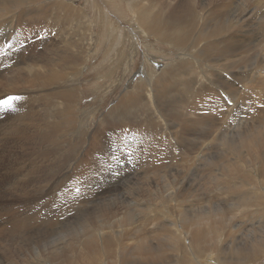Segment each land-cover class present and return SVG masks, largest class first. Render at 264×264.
<instances>
[{
    "label": "bare ground",
    "instance_id": "1",
    "mask_svg": "<svg viewBox=\"0 0 264 264\" xmlns=\"http://www.w3.org/2000/svg\"><path fill=\"white\" fill-rule=\"evenodd\" d=\"M75 3L65 0H0V37L2 35V29L5 30V26L8 25L12 19H14L17 24L16 39H13V42L3 45L4 43H1L0 40V101L6 100L10 97H18V99L12 100L11 107H4L3 105H0V264H25L28 257L27 255H24V248L21 244H19L21 246H13V243L17 241H13L14 238L18 236L23 237V234L29 231V228L26 227V223L30 224L31 219L38 218L39 220V218H47L50 223H53L52 225L58 224L62 220L63 214L70 208L65 207L62 202L71 198L72 200L68 202L69 204H73V189L79 188L80 185L85 182L84 174L86 170L81 169L78 171L75 177H72L73 180H71V177L66 178L65 180H71V184H69V187H64L62 184L63 181L60 183L61 176L58 173L60 162L61 164L62 162L63 164L69 162V164L67 163V168L70 169L69 166L72 165L71 163L73 162V157L75 158V163L81 154L84 153L85 156V153L88 152H90L91 156L98 161L105 162V164L103 163V166L102 164L98 166L99 170L97 171V175L99 178H95L92 181L93 183L101 180L98 181L101 185H97L95 182V186H93L92 183L86 180V185L88 186L85 190L87 192L86 197L92 196L89 201H86L85 199L83 200V202L88 206L92 205L94 199L96 198H100L101 200V197L103 196L107 198L113 197L114 193L117 194L118 189H123L124 192L121 194H123L122 196L124 198H128L130 194H132V191L138 194V191H136L138 189V185L136 186V179H129V181L125 184H120V188H118L117 185H113L116 186L115 192H109L107 187L116 181L113 180L114 182H105L104 179L111 176L107 173L111 170L106 169V172L104 173L105 170L103 171L102 168L107 166L115 169L116 163L112 164L98 153H95L93 145H88L86 152H80L82 148H85L83 146H86V144H84V138L81 143L79 142L80 146H78L80 150L78 149V153L76 152L78 147L74 150L70 146L68 149L64 148L67 141L68 145H71L73 141V132L74 134L79 133L81 136L85 133L86 127L84 129V117L86 116H82L78 113L81 116V120L76 118V111L78 110L75 108L76 104L80 102V95L82 93L78 77L81 75V71L85 69V59L88 58L90 54L95 53L96 50L94 46L91 48L92 44L90 41L93 39L91 26L80 19L82 9L80 6L75 5ZM259 3H264V0H240L237 3L236 0H131L129 2V10L134 14V23L136 22V25L141 28L143 32L154 36L158 41L161 40L167 42L174 46L175 49L178 48L183 51H188L192 48H196L199 44H203L204 46L202 48L200 47L198 53L196 52L195 55L192 56H195L198 59L199 54V56L204 60L207 59V61L209 60L212 64L214 63L213 65L230 68L232 67L231 65L243 62V57L250 56L251 54L249 55V53L251 49L254 48V44L249 43V38L247 39V37L242 34L248 31L246 30V27H256L257 21L262 27L264 26V11H261L262 8L264 9V5L259 7ZM254 5L258 8V10L256 8H252ZM247 7L252 9H250V11L246 10L245 12L244 9ZM100 10L97 9V11H99L98 17L100 18V21H102V28L107 31V20L105 19L104 13ZM259 10L261 11L260 13L263 14H259ZM75 19L76 22L73 26V21H75ZM55 28H62L65 31L64 33L67 38L66 40L64 39L66 45L64 43L63 48L60 44L53 42L54 39L53 41L45 39L48 37V34H51L52 30L58 31ZM256 29L253 30L255 35L257 34ZM261 29L262 28H260V30ZM73 30L75 32L74 34ZM238 31L242 33L238 34ZM96 35L99 37L98 34ZM30 36H32V38L36 37V41L31 42L30 40H32V38H30ZM76 36L79 37V40L76 39L77 42L74 40V37ZM110 37L112 40H114L113 37L115 38V29L113 28H110ZM83 38L88 42H85ZM95 39L97 40L96 36ZM59 42L61 41L59 40ZM93 45H95V43H93ZM74 48L76 49L72 50ZM134 49L135 46L132 45L129 52ZM187 54H189V52ZM118 55L119 58H115L116 62L118 61L119 64L124 63L122 54L119 53ZM182 58V60L172 63L167 68H162L160 73L149 79L151 82L147 83V80H142V82L135 87L134 92H129L124 95L121 99V104L119 105L118 103L117 106L114 105L110 109V113L108 112L109 114H106L107 116L103 118L101 123H105L107 121L106 125L97 128L88 124L91 133L87 134H89V137H92L93 140L91 144L94 142L96 133L100 130H106L108 128L111 129L113 126L122 125L120 120L122 114L126 117L129 116L127 113H132L134 111L132 115L133 117L137 115L136 113L139 111V107L144 108L146 105L149 109V101H146L145 98L147 95L145 94L146 92L150 93L151 103L157 101L160 109L165 110L166 113L168 111L170 116L174 114L177 120L179 119L182 121L178 132L186 133V129L182 125V123H186L184 121L191 122L189 123L190 125L188 123L187 124L190 129L189 132H191L192 135L196 132V130L198 131V129H200V125L196 126L193 123L195 121L188 116L192 112L193 114H197L198 116H196L198 118L200 116L203 122H206L208 119H213L212 115L209 114V111L206 109L213 108L214 111L220 114L221 112L223 113L227 111L225 107L228 103H220V100L217 98L219 97L220 92L217 89H211L210 86H206L205 84H199L198 88L196 87L199 75L203 74L202 77H206L208 81L205 71L202 70L198 73L197 67L193 64V61L189 57L185 56ZM247 58L245 59L246 61ZM238 72L240 71H233L236 75H239ZM151 75L153 76V74ZM247 76L249 77L250 73L246 74V71H244L240 78L243 79ZM255 76H253L255 78L252 79L251 77L248 81H251L253 84L252 88H257V90H259L258 92L263 102L256 100V98L253 100V103L250 100L249 103H251V109L246 111L247 115H249V119L248 117L245 118V113L243 115L241 114L242 116H240L238 123H233L235 127H232L230 131L231 133L233 132V136L235 137L234 139L236 140L228 137L234 141L232 143V149L237 151L239 154L235 156L233 155L234 157H231L233 159L222 158L224 160H228L227 163H225L222 159L218 160L220 158L219 156L217 160L218 163L222 165H217L215 164V161H212L211 159L208 161L209 158L207 159V152L205 151H208L209 147L206 150L207 147L203 149L204 147L198 148L200 146H195L197 149L195 147L194 148L198 151V154H194L196 155L194 157H198L201 151H204L203 156L206 157L204 159H207L204 163L206 165V169L201 170L200 172V175L204 176V181L200 183H190L191 185H189L188 181L185 182L184 176H182L183 180H177L178 182L176 181V177L168 176L173 182V185H171L175 189V192H172L177 194V196L182 197L175 205L176 210H182V213L177 212V214L180 213V217L174 220L175 224L171 223L174 228H170L169 225L171 224L167 226L166 224H161V227L158 226L159 228L154 227L152 231L144 232L143 229L146 226L152 225L155 219L158 221L160 217V209H156L152 207V205L141 209L139 204H135V207L134 203H122L111 199L113 204L117 206V209H109L110 215L108 219L103 216V213V215L100 213L102 210L97 203L96 208L92 205L91 209H86L88 211L84 212L86 213L85 215H90L91 212L97 209L95 212H99V214L102 215L100 219H96V222L91 220L92 222L88 223L82 229L83 231H80L79 235L74 238V241L73 236L71 240L69 235L70 233H64V231L58 232L59 236L55 239V241H48L50 244H43L42 242L44 241L41 240L42 242L41 244H38V249L37 247L35 248V250H39L38 253H34V250H32L34 253L31 255L33 258V264L34 262L36 264L41 263L42 258L49 260L52 264H100L99 261L101 262L102 258H108L107 254H109L110 257H115L116 251L114 250L116 247L121 245V256L124 264H136V262L125 259L124 256L128 255L136 257L137 259L135 260H139L137 261V264H149L148 262H151V264H170L174 259L176 260L173 253L177 254L180 251L183 253V258L181 257L180 259L184 260L185 258L187 261L185 252H188L189 249H191L195 255L196 253H201V255H204L205 257L211 256L210 259H212V262L216 264H244V262L242 263L244 257H246L245 263L257 259L258 256L264 252V133L262 130L257 129L258 126L260 128H264V106L260 105L256 108L254 103L261 102V104L264 105V64ZM72 79L75 81L74 85L71 84ZM219 81L223 87L235 94V88L231 85L232 83L229 84L224 80ZM203 86L204 88L200 89ZM4 91H11L15 95L11 96V94H4ZM228 98L229 97L227 96V99ZM228 105L231 106L230 104ZM14 108L16 109L13 112L5 111L6 109L13 110ZM180 108H184V110L187 109V111L189 109V114L183 113ZM203 109L205 111H203ZM88 119L91 120V116ZM147 120L151 121V119L148 118ZM245 120H252L255 124L252 123L251 126L247 127ZM77 123H80V129H78L79 126L78 128L76 127ZM147 124H144L145 126L139 125L140 127H136L134 125L133 128V125L129 123V126L126 127H128L127 129H133L135 135H143L145 132L147 134V138L153 141L156 138L151 132V128H149L150 126H146ZM256 125L257 128L255 129ZM210 126L211 125L209 124V127ZM202 127L201 129H206ZM79 134H77V137ZM195 135L196 134H194V136ZM60 136H62L61 138L63 140L65 139V141H62L65 145L62 144L61 141H58L59 139L61 140V138H58ZM225 136L222 135V137H224L223 142H225ZM180 138L183 139L184 137ZM187 140H192L191 136L187 137ZM87 142L89 143V141ZM180 142L184 144L185 140ZM165 143L166 142H164V144ZM189 143L190 142H188V144ZM190 145L191 144H189V146ZM226 145L228 146V144ZM73 146H75V144ZM122 146V153H124L125 149H127L125 142H122ZM230 146H228V148H230ZM187 148L189 147L187 146ZM228 148H226V150H228ZM108 149H111L114 152L115 156L113 161L115 159L117 160V170H122L119 163L122 153L120 148L118 149V143L116 149H113L111 146H108ZM195 149L191 150L194 151ZM163 152L168 158L167 149ZM73 153H75L74 156ZM224 154L226 155V153ZM30 156L31 158L29 159ZM45 159L48 160L47 162L49 163L51 170V172L48 173L50 174L49 176H43V173H47L42 168V164ZM157 159L160 160V166L163 167L166 165L164 166L165 169L170 166L165 164L162 158L158 157ZM245 159H248L246 160V163H241V161L243 162ZM90 162L91 161H89V159L81 160L76 163V166L80 169L83 165ZM199 162L202 163V161ZM19 165H23V167H18ZM178 165L180 164L178 163ZM248 165H254L255 172L246 171ZM217 166L221 167L219 171L215 170V167ZM95 167L96 166L92 169L94 173L96 172ZM173 167L178 166L175 165ZM60 168L62 167L60 166ZM3 169L4 172H2ZM145 172L146 171H144V173ZM48 177H50V179ZM155 177L146 175L144 179L146 180L145 183H151L148 184L151 186L159 185V180ZM237 177L243 178L244 181ZM193 178L195 177L193 176ZM166 181L168 180H164L165 186H167ZM102 184L109 185L104 186ZM216 186L218 189L215 188ZM245 187L252 190V192H249L250 194L247 195L245 193V195L238 194L241 190L243 193V190L246 189ZM69 188H71L72 191H68ZM169 189L172 190L171 188ZM248 191L249 190H247L246 193H248ZM54 192H59L57 197L52 196ZM222 195L231 197L229 202H233V197H238V200H234L235 204H228L225 202L227 199H222ZM119 196H117V199ZM122 196L120 197L122 198ZM142 197L144 196L142 195ZM196 197H199L200 200H202V202L200 201L201 204L204 205H202L204 208L200 205L202 210L197 216L193 214L197 211V209L194 210L192 215H190V212L192 211H190L191 204L189 205V201L191 200H187V198ZM41 198L44 199V203L38 204L37 202V207L28 208L26 206L29 210L25 211V215L27 217L24 221L13 217L9 219H6V216L5 218L3 217V212L7 211V207L9 205L12 206L15 201L23 202V199L35 201ZM149 199L148 201H150ZM220 199L225 200L224 203H222L223 201ZM57 200H59L61 205H51L52 207L46 208L45 204H50ZM108 202H110V200L107 201V203ZM55 203L56 202L53 204ZM217 203H220L221 206L217 205ZM75 204L77 205V203ZM149 204L151 203L149 202ZM205 204L211 205L205 206ZM164 205H168V202ZM234 205L235 207H233ZM108 207L106 205V208ZM106 208H102L103 211ZM42 209L46 212L44 216H41L42 214H40ZM121 209H124L125 212L122 219L125 221L124 225L127 226V228H124L122 231L116 230L119 231V234H117L122 238L117 237L118 240L115 242V238L111 235L113 231H109L107 229L118 227L115 226V218L114 220H112V218L115 213ZM235 210L236 212L238 210L237 214L235 213ZM254 213L256 214L252 216ZM152 214L154 215L152 216ZM238 214H240L241 217ZM26 220L29 222H26ZM77 220H79V218ZM81 220L83 221V219ZM248 220L253 221V224L250 227H247L246 225ZM7 225H11V228L8 229ZM54 229V232L58 231L56 228ZM99 229L102 231L98 232L97 230ZM242 229H244V231H242V234H239ZM95 231H97L98 234H96ZM182 233L183 235L186 234L190 237L189 249L182 238ZM252 234L255 236L252 245L251 243L246 242L247 247L237 246L238 243H236V239L239 236L243 235L245 239L248 240L252 238ZM96 235H100L101 239L99 240ZM130 236H134L135 238H129ZM130 240H132V242ZM154 240L155 243H157L155 244L156 246L153 247L151 242ZM22 243L26 244L25 242ZM31 246H29V249ZM73 248L77 249V255L73 253V250H75ZM152 248L154 249L152 250ZM100 249H103L102 251H104L106 255H103ZM248 249L251 250L253 254H246L245 252H249ZM45 251H47V253H45ZM32 258L29 257V259ZM17 259L21 262H18ZM194 264L204 263L197 261Z\"/></svg>",
    "mask_w": 264,
    "mask_h": 264
},
{
    "label": "rangeland",
    "instance_id": "2",
    "mask_svg": "<svg viewBox=\"0 0 264 264\" xmlns=\"http://www.w3.org/2000/svg\"><path fill=\"white\" fill-rule=\"evenodd\" d=\"M65 1H71V2H74V3L76 2L75 5L81 7L82 14L80 16V19L85 21L89 26H91L92 36H93L92 41H90V43L92 44L91 48H93V46H94L96 48V50H95V53L90 54L88 56V58L85 59V62H86L85 63V65H86L85 69H83V71H81V75L78 77V80H80L79 81L80 82V86H81L80 90H81L82 93L80 95V98H81L79 100L80 102H78L76 104V108H75L78 111H76V110L75 111L77 112L76 118L78 120H81V116L79 114H81L82 116H86V117H84V121H85L84 129L86 127L85 133H84L85 135L82 134V136H81L79 133H77V134H79V136L77 137V134H74V132H73V141H72L71 145H68V141H67V143L65 145V143L62 142V141H65V139L63 140L61 138L62 136L58 137V138H61V140L59 139L58 141H61L62 144L65 145L64 146L65 149H68L69 146L71 148H73V150L78 147L76 149V152L78 153L79 150H80L79 149V146H80L79 144L81 143L82 140L85 139L84 140V144H86V146L84 145L83 147H85V148H82V150H80V152L81 151H83V152L85 151L86 152L87 149H88V145H93V150L95 151V153H98L100 156H102L103 158H105L106 160H108L112 164L116 163V168L115 169L107 167V166H104L102 168L103 171L105 170L104 173L106 172V169H110L111 170V171L107 172L111 176L109 178L104 179L105 182L106 181L114 182L113 180H115L117 182V183L114 182L111 185L102 184L104 186L109 185L107 188H108L109 192H111V193L115 192V190H116V186H113V185H117L118 188H120L121 185L125 184L126 182H128L129 179H136V182H137L136 186L138 185V189L136 191H138V194L136 192L132 191V194H130V196L128 198H124L122 196L123 194H121V193L124 192L123 189H118L117 194L114 193V195H113V197L115 196L114 197L115 199L113 197L107 198L105 196L101 197L102 201L100 200V198L99 199L98 198L94 199L95 202L93 201L94 204L92 203L93 207L95 206L94 208H96V203H97L98 206L102 210L100 213L101 214L103 213L104 215L103 214L102 215L105 218H107V219L109 218V215H110L109 214V209L110 208H116L117 209V206H115L113 204L112 200H111V199H113L115 201L117 200V202H122V203H129V202L130 203H134L135 207H136L135 204H139L141 209H143L144 207H148V206L152 205V207H154L156 209L158 208V209L161 210V211L159 210V216L160 217H159L158 221L155 219V221L153 222L154 224L152 223V225L146 226L143 229L144 232H150V231H152V229H154V227L155 228H159V227H161V224L162 225L166 224V226L171 224V223L175 224L174 220L179 218L180 217L179 214L182 213V210H179V211H177L178 209L176 210V206L175 205L178 203V200H180L182 197H179V196H177V194L174 193L175 189L172 186L173 182L171 181V179L168 176L176 177V181L177 180L178 181L183 180L182 176H184L185 177V182L188 181L189 185H191L192 183H200V182L204 181L203 180L204 176L200 175V172H201V170H205L206 169V167H205L206 165L204 164L205 160H207L209 158L208 161H210V159H211L212 161H215V164L222 165V164L218 163V160H221L222 158L233 159L231 157H234L235 155H237L239 153H237V151H234L232 149V143L234 141L231 140V139H234L235 137L233 136V132L232 133L230 132L231 128L235 127L234 124L238 123V121L240 119V116H242L244 113H245L244 114L245 118L248 117V119H249V115H247L246 111L251 109V103H249L250 100L253 103V100L256 98V100H260L261 102H263V100L261 99V96H260V94L258 92L259 90H257V88H255V89L252 88L253 84L251 83V81H248V79H251V77H252V79L255 78L256 77L255 75L259 72V70L263 67V64H264V55H263L264 54V26L262 27L258 23V21L256 22V27H253L254 29L257 28L256 29V31H257L256 35H255L254 31H253L254 29L251 28V27H246V30H248V31L244 32V33L238 31V34L242 33L243 35H245L247 37V39L249 38L248 41H249V43H253L254 44V48L251 49V51L249 53V55L251 54L250 56L243 57L244 58V59H242L243 62H241L240 64L236 63L235 65H231L232 67H230V68L227 67L229 69L228 70L226 67H220V66L218 67V65L217 66L213 65L214 63L212 64L209 60L207 61V59L204 60L203 58H201L199 56V54H198V57H199L198 59L195 56H192V55H195L196 52L198 53V51L200 50V47L202 48L204 46L203 44H199L196 48H192V49H190L188 51H186V50L183 51V50L178 49V48L175 49L174 46L170 45L167 42H164V41H161V40L158 41L157 38H155L154 36L146 34L145 32H143L142 29L139 28L136 25L137 23L136 22L134 23V21H135L134 16H133L134 14L131 13L130 10H129V2L131 0H112V1L111 0H65ZM239 1L240 0H236V3L239 2ZM262 5H264V3H259L258 6L260 7ZM118 8L121 9V10H119ZM247 8L244 9L245 12H246V10L250 11V9H252V8H256L258 10V8L255 7V5H254V7L250 8V9L249 8L247 9ZM97 9H99V10L101 9L100 11H102L104 13V15H105V19L107 20V31H105L102 28V26H101L102 21H100V18L98 17L99 11H97ZM261 11L263 12L264 9L262 8ZM261 11L260 10L258 11L259 14H263V13H260ZM75 22H76V19H75V21H73V26L75 25ZM8 25L5 26V30L2 29V35L0 37V40H1V43L2 42L4 43L3 45H6L9 42H13V39H16L17 24H16L15 20L12 19L11 22ZM98 25H99V27H98ZM60 26H61V23H60ZM110 28L115 29V38L113 37L114 40H112L111 37H110ZM247 28H249V29H247ZM260 28H262V29L260 30ZM55 29L58 30V31H54V30L51 31L50 30L51 34H48L47 35L48 37H46L45 39L46 40L48 39L49 41H53V39H54L53 42H56L57 44H60L62 46V48H63L64 47V43L66 45V42H64V39L66 40V38H67L65 33H64L65 31L62 28H60V29L55 28ZM74 33L75 32L73 30V34ZM251 33H253V34H251ZM96 34H98L99 37H97ZM95 36H96L97 40L95 39ZM246 37H244V38H246ZM254 37H256V38H254ZM30 38H32V36H30ZM36 39L37 38L34 37L30 41L33 42V41H36ZM76 39L79 40V37H77V36L74 37V40H76ZM59 40L61 42H59ZM77 40H76V42H77ZM84 41L88 42L86 39H84ZM93 43H95V45H93ZM255 44H256V46H255ZM132 45L135 46V49L132 50L131 52H129L131 50V48H132ZM249 46H250V44H249ZM261 47H262V49H261ZM75 49L76 48H74L72 50H75ZM184 52L186 53V55H185ZM188 52H189V54H187ZM119 53L122 54V59H124V63H122V64H119L118 61L116 62V59L119 58V55H118ZM185 56L189 57L193 61V64L197 67L198 73L203 70V71H205V74L207 75L208 81H207L206 77H202L203 74L198 76L199 79H197L196 87L198 88L199 84H205L206 86H210L211 89H217L220 92L219 97H217L220 100V103L224 102V104L228 103V104L231 105V106H229L227 104V106L225 107V109L227 111H225L223 113L221 112V114L216 112V111H214L213 108L206 109V110L209 111V114H211L212 117H213V119H208V120H206V122L205 121L203 122L202 118L200 116L198 118L197 117L198 115L197 114H193V112L190 115H188L195 122H197V123L193 122L196 126H198V125L201 126L202 125L203 126V127L201 126L202 128H206L208 130L201 129V127L199 126V128L201 130L200 129H198V131L196 130V132L194 133L196 135L194 136V134L192 135L191 132H189L190 129L188 127V124L191 123V122L190 121H184L186 123H184V124L182 123V125L186 129L185 132L187 134H189V135H187L186 133H183V132H178L180 130V126H181L180 124H181L182 121H180L179 119L177 120L174 114H173L174 116L173 115L170 116L168 111H167V113H168L167 114L165 112V110L160 109V107L158 106L157 101H154V102L151 103L150 93L146 92L145 94H147V95L145 96V98H146V101L147 100L149 101V109L147 108L146 105L144 106V108H140L139 107V111L136 113L137 115H135L133 117H132V115H133L134 111L132 113H127L126 112L129 115V116H126V117H124L123 114H122L121 119H120L121 122H122L121 123L122 125H118V126H115V127L113 126L114 128L112 127L111 129L108 128L106 130H100L99 132L96 133L95 139L96 138L97 139L96 140L94 139L93 144H91V142L93 141L92 137L90 138L89 134H87V133H91L90 128H89L90 124L93 125L92 127H97V128H99V127H101L103 125H106L107 121L105 123H101L103 118L105 116H107L106 114L110 113L109 111L114 105L117 106L118 103H119V105L121 104V99H122V97L124 95H126L129 92L130 93L134 92L135 91V87L138 86L142 82V80H147V83L151 82V80H149V79L154 77L158 73H160L162 68L163 69L167 68L172 63H174V62H176L178 60L179 61L182 60L183 59L182 57H185ZM246 58H247V61L245 60ZM232 70L236 71V72L240 71V72H238L239 75L234 74ZM244 71H246V74L250 73V76L249 77L248 76L244 77L242 79L240 77L243 75ZM253 73H254V75H253ZM151 74H153V76ZM253 76H255V77H253ZM245 78H247V79H245ZM219 80H224V81H226L229 84L232 83L231 85L234 86V88L236 90H238V91H236L234 89L236 95L234 93H232L230 90H228L225 87H223ZM73 81L74 80L72 79L71 80V84L74 85L75 81L74 82ZM203 88H204V86L202 88H200V89H203ZM229 91H230V93H229ZM3 93L4 94H9V95L11 94V96L15 95L11 91H4ZM257 93H258V95H257ZM232 94H234L235 96L232 95ZM245 94H246L247 98L245 97ZM189 96H191V95H189ZM227 96L229 97L228 99H227ZM242 96H244V97H242ZM191 100H192V98H191ZM261 102H255L254 103V105H256V108H258L260 105L264 106V105L261 104ZM243 105H245V106H243ZM15 109L16 108H14L13 110L6 109L5 111L6 112L7 111L13 112ZM180 109H182V108H180ZM181 111H183V113L189 114V112H188L189 109L187 111V109L184 110V108H183ZM203 111H205V110L203 109ZM141 112H142V114H141ZM78 115H79V117H78ZM90 116H91V120L88 119ZM147 118L151 119V121H148ZM171 119L172 120L174 119V120L172 121ZM143 120H145V121H143ZM208 121H209V123H208ZM245 121L247 123V127L251 126L252 123L255 124L254 121H252V120H245ZM248 121H250V122H248ZM80 123H77L76 127L78 128V126H79L78 129H80ZM129 123L133 125V128H134V125L136 127H138L139 125L140 126H145L144 124L148 123L146 126L147 127L150 126L149 128H151L150 130H151V132L153 133V135H154V137L156 139L154 138L155 140H153V141L149 140L147 138V134L145 132H144L143 135L142 134L141 135H135V132L133 131V129L132 130L131 129H127L128 127H126V126H129ZM207 123H208V126H207ZM214 123L217 124V125H215ZM173 124H175V125H173ZM209 124L211 125L210 127H209ZM160 127H161V129H160ZM256 128H257V125L255 126V129ZM211 129H212V131H211ZM257 129L262 130L263 133H264V128H260L258 126ZM197 132H199V133H197ZM209 132H211V133H209ZM229 132L231 133L232 137L230 136ZM200 133H201V135H200ZM205 134H206V137H205ZM217 134H218V136H217ZM222 135L223 136L226 135L225 136L226 137L225 142H223L224 141V139H223L224 137H222ZM142 136H143V138H142ZM190 136H191L192 140L188 141L187 137H190ZM214 136H215V138H214ZM180 137H184V138L181 139ZM228 137H230L231 139L228 138ZM76 138H77V140H76ZM193 138H195V139H193ZM196 139H197L198 142L196 141ZM237 139H238V136H237ZM130 140H131L132 143L130 142ZM134 140H135V142H134ZM183 140H185L184 144H182L180 142V141H183ZM234 140H236V139H234ZM87 141H89V143ZM202 141L205 142V143H203ZM229 141H230L231 144L229 143ZM122 142H125V145L127 147V149H125L124 153H122L123 152ZM164 142H166V143L164 144ZM188 142H190L189 143V144H191L190 146H189ZM117 143H118V149L120 148L121 153H122V155L120 157V160H119V163H120L121 169H122L120 171L117 170V160L115 159L113 161L114 156H115L114 152L111 149H108V146H111L113 149H116L117 148ZM196 143H199V144H196ZM224 143L228 144V146L231 145L230 148H228V146L226 144H224ZM74 144H75V146H73ZM224 145H226V146H224ZM129 146H130V148H129ZM187 146L189 148H187ZM195 146H200L198 148H203L204 147L203 149H205V147H207L206 150L209 147L208 151H205V152H207L206 153L207 159H204L206 157L203 156L204 151H201V150H200L201 151L200 155L198 157H196V158L194 157V156H196L198 154V151L196 150L197 148ZM226 148H228V150H226ZM130 149H132V150H130ZM165 149H167L168 158L164 155L163 151ZM191 149H195V150L193 151ZM229 150H231V151H229ZM226 151H228V152H226ZM59 153H60V151H59ZM213 153H214V155H213ZM224 153H226V155ZM233 153H235V154H233ZM74 154L75 153H73V156H74ZM194 154H196V155H194ZM224 155H225V157H224ZM190 156H192V157H190ZM219 156H220V158L218 159ZM158 157L162 158L164 163L167 164V165H170V166L167 167L166 169L164 168V166H166V165H164L163 167L160 166V160L157 159ZM30 158H31V156L29 157V159ZM200 158H203L204 160L200 159ZM248 158L250 159L249 156H248ZM74 159L75 158L73 157V162L71 163L72 165L69 166L70 169L67 168L69 162H66L64 164H63V162H62V164H61V162L59 163L58 173L61 176L60 183L63 181L62 184L64 185V187H66V186L69 187V184H71V180H73V178L75 177L76 173L78 171H80L81 169L82 170H86L85 174H84L85 175V177H84L85 178V182L83 184H81L79 188L73 189V204H69V202H68V201L72 200L71 198H68V199H66V200H64L62 202L65 205V207H67V208L70 207L66 211L67 213L65 212L63 214L62 220L58 224L52 225L53 223H50V221L47 218L46 219L39 218V220H38V218H35L37 221L35 219H31V223L30 224L26 223V227L29 228V231L24 233V234L22 233L23 237H19L18 236L16 238H14V240H13V241L17 240L18 242L20 241L19 243L17 241L15 243H13V246H16V245H19V244H21L23 246L24 255H27V257H28V258L26 257L27 258V262H29V263L26 262L27 264H33V258H32L31 255H33L34 253H38V251H39V250L37 251L38 244H41V242H42L41 240H43L45 242V243L42 242L43 244H50V243H48V241H51V240L55 241V239H57L58 236H59L58 232L59 231H61V232L64 231V233L65 232L68 233V234L70 233L69 235L71 237V240H72V236H73V241H74V238L79 235L80 231L88 223H91L92 221L96 222L102 216L101 214H99V212H95L97 209H95V211L92 210L93 212H91L90 215H85L86 213H84V212H87L89 210V208L91 209L92 205L88 206L86 203L83 202V200L85 199L86 201H89L92 198V196L91 197H86L87 192L85 190L88 187L86 185V180L89 181L90 183H92V181L95 178H99L98 175H97L98 174L97 171L99 170L98 166L101 165V164L103 166L105 164V162L98 161L93 156H91L90 152L85 153V156H84V153L81 154V156L75 161V163H74ZM85 159H89V161H91V162L88 163V164L83 165L80 169H78L77 166H76V163L81 161V160H85ZM226 159L225 160L222 159V160H224L225 163H227L228 160H226ZM246 160H248V159H245L243 162L241 161V163H246ZM47 161L48 160L45 159L43 164H42L43 170L45 172H47L46 174L43 173V176L44 175H46V176L48 175L49 176L50 174H48V173L51 172L50 167H49V163ZM199 161H202V163L199 162ZM190 162H191V164H190ZM178 163L180 165H178ZM181 164H183V165H181ZM175 165H177L178 167H173ZM60 166L62 168H60ZM94 166H96L95 167V169H96L95 173L92 170ZM18 167H23V165H19ZM215 168H216L215 170L219 171L221 167L217 166ZM144 171H146V172L144 173ZM246 171L255 172L254 165H248ZM2 172H4V169L2 170ZM149 172H152V173H149ZM202 172H204V171H202ZM144 175L145 176L146 175H151L153 177L156 176L155 178H158L159 185H156V186L152 185L151 186V185H148V184H151V183H148V182H146L147 183L146 184L145 183L146 180H144L145 179ZM192 175L195 178H193ZM178 176H180V177H178ZM69 177H71V180H65L66 178H69ZM42 178H44V177H42ZM48 178L50 179V177H48ZM48 178H47V180H48ZM199 178H201L202 180L199 179ZM237 178H239L242 181H244L243 178H241V177H237ZM165 179L168 180V181H166L167 182V184H166L167 186H165V183H164ZM98 181H101V180H98ZM98 181H95L96 184L97 185H101ZM95 182L92 183L93 186H95L94 185ZM168 187L171 188L172 190H170ZM71 188H69L68 191H72ZM215 188L218 189L217 186ZM247 190H249L248 193H246ZM172 191H174V192H172ZM82 192H84V193H82ZM125 192H127V191H125ZM156 192H157L158 195L156 194ZM249 192L251 193L252 190L246 188V189L243 190V193H242V190H241V191L238 192V194H244L245 193L247 195V194H250ZM58 193L54 192V194L52 196L57 197ZM141 194L144 197H142ZM119 195L122 196V198ZM132 195L133 196L135 195V196L133 197ZM117 196H119L118 199H117ZM153 197H155V198H153ZM221 197H222V199H227L226 201L220 199V200L223 201L222 203H224V201H225L228 204H235L234 200L235 201L238 200V197H233V202H229L231 197H226L225 195H222ZM130 198H132V199H130ZM145 199H147V200H145ZM148 199L150 201H148ZM37 200H39V201H37ZM37 200L34 201V200H25V199H23V202L15 201V203L12 204L13 207L11 205H9L7 207V211L3 212V217L5 218V216H6V219H9V218L13 217V218L21 219V221H24L25 218L27 217L25 215V211L29 210L28 208L37 207V202H38V204L39 203H41V204L44 203V199L43 198L37 199ZM99 200H100V202H99ZM109 200H110V202L107 203V201H109ZM127 200H128V202H127ZM140 200H141V202H143V201L144 202L141 203ZM159 200H161V201H159ZM187 200H191L192 201V202L189 201V205L191 204L190 211H192V212H190V215H192V213L196 209H197V211H195L196 213L194 212L193 214L195 216L199 215L201 213V210H202L201 209V206L203 205V204H201L202 200H200L199 197L187 198ZM54 202H56V203L53 204ZM54 202H52L50 204L49 203L45 204L46 208H50L52 206L61 205L59 203V200L54 201ZM74 202L77 203V205ZM149 202L151 204H149ZM167 202H168V205H164ZM197 202L200 203V204H198ZM109 203H112V204H109ZM161 203H163V204H161ZM169 203H170V205H169ZM193 203H195V204H193ZM106 205H107V207L109 205V207L106 208ZM207 205L209 206L211 204H207ZM207 205L205 204V206H207ZM217 205L221 206L220 203H217ZM81 206H82V208H81ZM193 207H195V208H193ZM233 207H235V205ZM237 207H236V209H237ZM102 208L103 209L106 208V209L103 211ZM86 209H88V210H86ZM83 210H85V211H83ZM162 210L163 211L165 210V211L163 212ZM40 212H41L40 214H42L41 216H44V214L46 213L43 209ZM168 212H169V214H168ZM177 212H180V213L177 214ZM124 213H125L124 209H121V210L117 211L115 213L114 217L112 218V220H114V218H115V220H114L115 221V226H118V227H113L112 229H109V228L107 229L109 231H113L111 233V235L113 236V238H115V242L118 240L117 237H120V235H118L119 231H116V230L122 231V230H124V228H127V226L124 225L125 221L122 219V216L124 215ZM235 213L237 214L238 210H237V212L235 210ZM255 214L256 213H254L252 216H254ZM153 215L154 214H152V216ZM238 215L241 217L240 214H238ZM78 218H79V220H77ZM80 218L83 219L84 222ZM27 221L28 220H26V222ZM114 221H112V222H114ZM63 222H64V224H63ZM172 224L169 225L170 228H174V226H172ZM252 224H253L252 220H248V222L246 223L247 227H250ZM147 227H148V229H151V230H148ZM7 228L10 229L11 225H7ZM54 228H56L58 231L54 232L53 231ZM64 228H66V229H64ZM72 230H73V232H72ZM76 230L78 231V233H77ZM97 231L101 232L102 230L99 229ZM97 231H95L96 234H98ZM242 231H244V229H242L239 234H242ZM131 233H133V232H131ZM96 236H97V238L99 240L101 239L100 235H96ZM133 237L134 236H132V237L130 236L129 238H133ZM243 237L244 236L241 235V236H239L236 239L237 240L236 243H238L237 246H239V247H241V246L242 247H247L246 242L251 243V245L253 244V241L255 239L254 238L255 237L254 234H252V238H250L248 240L245 239V237L244 238ZM120 238H122V237H120ZM182 238H183L184 242L186 243V245L188 246L187 248L189 249L190 248V246H189L190 237L187 236L186 234L183 235V233H182ZM27 240H28V242L29 241H31V242L28 243ZM130 241L132 242V240H130ZM22 242H25L26 244H24ZM151 243H152V245L154 247V246H156L155 244L157 242L155 243V240H154ZM21 245H19V246H21ZM29 246H31L30 249H29ZM237 246H236V248H237ZM36 247H37V249L35 250ZM81 247H82V245H81ZM121 247H122V245L115 248V250H114V251H116V256L115 257H113V256L110 257L109 254H107L108 258H106V257L102 258V261L101 262L99 261V263L100 264H115V263L116 264H124L122 256H121ZM73 249H75V248H73ZM153 249L154 248H152V250ZM249 249H248L249 252H245V253L246 254H253L252 251L249 250ZM32 250H34L33 251L34 253L32 252ZM76 250L77 249L73 250L74 254L77 253ZM102 250L103 249H100L101 253L103 255H106L104 253V251H102ZM117 252H119V253H117ZM45 253H47V251H45ZM173 255L176 257V260H178V261H176L174 259L171 262L172 264H176L177 262H178L177 264H194L197 261L202 262L204 264H207V263L208 264H216V263L212 262V259H210L211 256H209V257L206 256L205 257L204 255H201V253L200 254L196 253V255H195V254H193L191 249H189L188 252H185V256L187 257V261H186L185 258H184V260L180 259L181 257L183 258L182 251L178 252L177 254L173 253ZM237 255H239V254H237ZM128 256H124L126 260H129V261H132V262H136V264L138 263L137 261H139V260H135V259H137L136 257H131L130 255H128ZM14 257H15V255H14ZM29 257L32 258V259H29ZM190 257H192V258H190ZM189 258H190V260H189ZM245 259H246V257H244V260L242 261V263L244 262V264H264V252H262V254H260L257 259H254V260H252L250 262H246L245 263ZM17 261L21 262V261H19V259H17ZM113 261H115V262H113ZM148 263L151 264V262H148ZM34 264H36V263L34 262ZM37 264H52V262H50L49 260H47L45 258H42L41 263H37Z\"/></svg>",
    "mask_w": 264,
    "mask_h": 264
},
{
    "label": "snow or ice",
    "instance_id": "3",
    "mask_svg": "<svg viewBox=\"0 0 264 264\" xmlns=\"http://www.w3.org/2000/svg\"><path fill=\"white\" fill-rule=\"evenodd\" d=\"M18 99V97H10L6 100L0 101V105H3L4 107H11L12 106V100Z\"/></svg>",
    "mask_w": 264,
    "mask_h": 264
}]
</instances>
